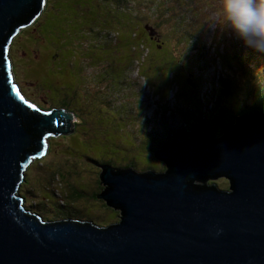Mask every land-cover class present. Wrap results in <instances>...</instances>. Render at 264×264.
Here are the masks:
<instances>
[{"label":"water","instance_id":"obj_1","mask_svg":"<svg viewBox=\"0 0 264 264\" xmlns=\"http://www.w3.org/2000/svg\"><path fill=\"white\" fill-rule=\"evenodd\" d=\"M44 6L0 0V264H264V114L240 115L214 139L162 146L153 152L160 173L90 162L100 170L97 198L118 222L49 221L26 209V168L74 119L43 112L13 82L10 44ZM220 178L226 190L210 184Z\"/></svg>","mask_w":264,"mask_h":264},{"label":"rangeland","instance_id":"obj_2","mask_svg":"<svg viewBox=\"0 0 264 264\" xmlns=\"http://www.w3.org/2000/svg\"><path fill=\"white\" fill-rule=\"evenodd\" d=\"M96 4V0H45L39 24L25 27L23 31L21 29L12 40L8 54L13 82L26 101L45 109L43 112L57 111L64 105L67 108L64 110L76 119L72 122L70 134L46 140L48 150L26 168L18 195L24 199L28 211H37V215L44 220H58L57 216L63 219V215L69 214L66 218L105 227L117 221L113 219V213L108 214L97 204L101 215L99 211L90 209L93 208V200L83 199L76 202L75 207L80 209L77 210L69 200L79 195L91 197V193L97 192L95 180L100 170L94 171L86 162L97 160L106 164L107 161L115 168L129 165L136 172H162L163 165L142 151L143 146L137 145V142L141 143L142 134L151 129L166 127L172 131H199L202 126L208 130L214 128L209 124L207 111L211 107L206 100L211 103L216 101L219 77L230 79L234 74V69L220 65L221 52H228L230 43L234 41L232 35L224 34L225 45L219 47L218 54H214V37L208 31L214 29L217 19L215 14L209 15V19L199 16L189 20V23L197 25L186 27V30L199 37L198 44L203 47V50L198 49L203 51L202 61L198 59L190 67L187 64L175 67L168 75L160 70L162 68L155 67L154 62L150 64L152 70L141 66L132 73L129 57L126 63H115V53L112 52L118 51L121 55L123 50L119 46L115 48L112 42L111 47H104L107 44L106 34L112 39L116 38V34L127 35L134 30L135 24H140L137 32L146 36L143 27H153L155 23L159 34L171 29L174 21L171 24L164 22L166 28L162 30L152 13L141 12L148 5L142 1H137L132 8L134 13L135 9L142 13L144 18H140V23H135L130 14L123 16L114 9H99ZM177 5L176 0L165 3L168 16L180 12V9H174ZM181 12L182 16H187L185 11ZM167 18L165 16L164 20ZM168 19L171 21V18ZM131 20L133 25H129ZM205 20L207 23L202 27L201 23ZM119 23H126L130 29L121 28ZM88 28L92 29L93 35L99 33V39L95 38L97 44L85 49L83 41H88ZM158 37H155L157 42ZM185 45L181 47L188 49L186 51L190 55L196 53L189 48L190 42L189 47ZM96 51L106 52L101 67L89 65L83 59L77 60ZM123 79L125 85L120 84ZM202 119L205 123L200 125L199 120ZM131 146L135 151L128 152ZM53 166L62 168L54 169ZM50 174L54 175V180H50ZM63 180L73 184L74 188L68 187ZM213 183L220 190L227 189L225 179L210 182Z\"/></svg>","mask_w":264,"mask_h":264},{"label":"trees","instance_id":"obj_3","mask_svg":"<svg viewBox=\"0 0 264 264\" xmlns=\"http://www.w3.org/2000/svg\"><path fill=\"white\" fill-rule=\"evenodd\" d=\"M137 1H142L145 4L148 3L147 6L146 5L144 6L145 10L140 9L141 12L142 13L146 12L147 14L152 13L153 17L156 18L158 22H160L161 25L160 28H162V30L166 28V24H165L166 22H170L171 24L174 21V23L171 25L172 27L171 29H165L166 32L162 31L159 32V34L155 30V28L158 27L156 23L153 25V27L149 26L153 28L154 32H156V34L153 37H150L148 35V32L145 30V26L143 27L142 31L146 34L147 37L142 36L141 33H138L137 30L140 24L139 25L135 24L134 30H132L133 28L132 27L131 33L127 35L121 36L119 34H116L115 35L116 38L112 39L109 34H106L107 44L105 43L104 47H111L110 45L112 42L115 48L119 46L123 50V52H121V55L119 54L120 52L118 51L112 52L115 53V63L116 62L126 63L129 57L131 60L130 69L132 70V73L135 71V69H138L141 66H143L144 68L147 67L148 70H152L153 68L150 64L151 62H154L156 64L155 67L162 68L160 70H163L164 72H166V75H168L172 73L175 67H180L183 64H187L188 67H190L191 65L194 66V62L197 61L198 59L199 62L202 61L203 51L200 50H203V47H200L198 44L200 42L199 37L192 35L191 33H188V30H186V27L197 25L195 22L189 23L190 19H198L199 16H204V18L209 19L210 17L209 15L215 14L214 17L217 19V23L214 25V29L208 31V34L210 33V35L214 37L213 45L216 50L215 53V50L213 49L214 54H218L219 47L225 45L226 36H224V34L232 35L230 30H228L226 27H223L222 21L218 16V14L216 13V9L218 7V0H176L178 5L174 9L175 11L177 9H180V12L177 13L176 11L175 16H168V12L164 8L165 3L168 2L169 0H96L97 2L96 6L99 9L105 8V9L117 10L123 16L126 14H130L132 16V20L136 21L135 23H140L141 22L140 18H144L142 16V13L137 9H135L136 13H134L132 10V8L134 7ZM149 7L152 12L149 10ZM181 11H185L187 16H182ZM188 15H190L189 18ZM165 16L166 18L167 17L171 18V21L168 18L167 20L166 19L164 20ZM39 17L40 15L32 22L31 25H29V28L31 26L35 27L36 24L37 25L39 24L40 21ZM133 21L132 22L129 21V25H133ZM206 23L207 20L202 22L201 26L204 27ZM119 25L121 28L127 27L126 23L124 24L119 23ZM25 29L26 28H23L21 31ZM128 29L130 28L127 27V30ZM36 30L37 29H35V31ZM88 32L90 33L88 34V41L86 40L83 41L86 44V46L84 47L85 49L86 47L89 48L90 46L92 47L97 44V39L95 38H98L97 36L99 34L96 33L95 35H93L91 28L89 29ZM172 32H174V34ZM157 36H159L158 37L159 42H157V39L155 38ZM190 37L192 38L188 40ZM233 41L234 42L230 43L231 49L230 50L228 49V52H221L222 56L220 60L222 64L220 65L221 66L223 65L225 68L229 70L234 69L233 71L234 74L230 77V79H225L223 78V76L219 77L220 84H219V89L216 90V95H217L215 99L216 101L214 103H211L209 101L207 102L206 100V103H208V105L210 104L209 106L211 107L210 110L207 111V113H209V115H207L210 121L209 124H212L214 128L208 130L202 126V130L199 131L196 130L172 131L171 129L164 127L161 130L151 129L149 132L145 131L144 134H142L143 136L142 142L141 143L137 142V145L143 146L142 151L146 152L149 155H152L155 161L157 160L154 158L153 152L160 149L164 145L179 142L192 137H199V136H208L214 139L221 135L222 130L226 126L233 123L234 118L240 115L257 114V113L264 114V55L253 52L252 50L244 47L238 39L234 38V36H233ZM189 42L191 44L190 47H189ZM182 45L188 46L196 53L190 55V53L186 51L188 49H184L183 48L184 46L181 47ZM175 47L176 50L174 51ZM199 48L200 50H198ZM105 53L106 52L104 51L91 52L88 53L89 54L88 56L87 55L80 56L77 60L80 61L83 59L86 60L89 63V65L97 64L99 67H101L100 65H103V62L106 59ZM118 57H120V60H118ZM188 70L189 69H187V72ZM238 74L240 75L239 78H238ZM125 83L126 82H124V79L122 82H120L121 85H125ZM59 108L67 109L65 108L64 105H62ZM41 110L45 111V109H41ZM73 120L76 121L75 117ZM204 121L205 120L203 119L199 120L200 125L204 124L205 123ZM73 124H76V122H74ZM192 124L193 123H191V125ZM49 138H53V137H49ZM49 138H46L44 142H46V140ZM46 150H48V147ZM132 151H135V149L134 147L131 146L129 147L128 152H132ZM92 161L99 163L97 160H92ZM131 161L133 160H129L128 162ZM105 163L110 165V163L107 161ZM87 164H89L94 169V171L99 169L90 162H88ZM53 167L54 169L58 168L59 170H61L62 168V166L61 168L59 166H53ZM123 168H132V167L128 165ZM163 171H164V166H163ZM54 179H55L54 175L52 176V174H50V180H54ZM63 183L67 184L66 182H64V180ZM67 186L74 188L73 184H67ZM96 186L98 193L97 192L91 193L90 194L91 197L82 196V195L76 197L73 196L69 199L70 203L75 207L76 202L80 199H83L82 201L93 200L94 201L92 205L93 208L90 209H92L93 211L95 210L99 211V214H101L102 211L98 210L96 207L98 204L108 214L113 213L114 214L113 219L116 218L117 219L116 222H118V212L107 207L102 200L97 198V195L103 189V187L99 184L98 175H97V179L95 180V187ZM75 208L77 210H80L77 207ZM30 211L34 214H38L37 211H33V210ZM68 215L69 214H67L66 216L63 215V217L61 218L69 217ZM57 218L60 220V216H57Z\"/></svg>","mask_w":264,"mask_h":264},{"label":"clouds","instance_id":"obj_4","mask_svg":"<svg viewBox=\"0 0 264 264\" xmlns=\"http://www.w3.org/2000/svg\"><path fill=\"white\" fill-rule=\"evenodd\" d=\"M216 13L244 47L264 55V0H218Z\"/></svg>","mask_w":264,"mask_h":264}]
</instances>
